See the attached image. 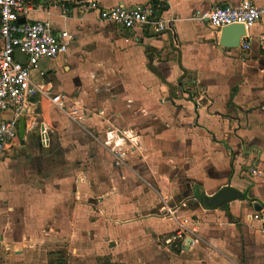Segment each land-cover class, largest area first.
Masks as SVG:
<instances>
[{
  "label": "crops",
  "instance_id": "obj_1",
  "mask_svg": "<svg viewBox=\"0 0 264 264\" xmlns=\"http://www.w3.org/2000/svg\"><path fill=\"white\" fill-rule=\"evenodd\" d=\"M96 1L149 6L171 30L36 0L27 18L74 39L31 71L41 92L22 141L0 157V264H264L252 217L264 203V16L242 53L192 17L241 0ZM225 185L245 198L204 208ZM191 221L192 244L163 243Z\"/></svg>",
  "mask_w": 264,
  "mask_h": 264
},
{
  "label": "built area",
  "instance_id": "obj_2",
  "mask_svg": "<svg viewBox=\"0 0 264 264\" xmlns=\"http://www.w3.org/2000/svg\"><path fill=\"white\" fill-rule=\"evenodd\" d=\"M60 14L67 16L73 6L84 11H97L102 21L113 23L123 29L134 30L140 26L161 33L170 28V20L158 17L146 5L126 6L122 3L103 7L96 0H57ZM36 7V0H0V157L13 149L18 143L19 118L27 116L35 103V97L41 92L42 85L32 81L31 71L42 59H54L63 55L74 39V34L65 29H53L46 20L27 18ZM264 16V3L255 5L251 0H241L237 6L215 5L208 10L195 11L192 17L205 21L217 34L228 25L241 24L245 35L240 37L239 47L242 53L249 49L246 31ZM23 19V21H20ZM15 50L25 56V63L14 57ZM43 73H41V76ZM9 113V117H4ZM70 114L78 116L76 110ZM80 118V116H78ZM115 164L122 158L123 152L114 151ZM255 172V169H252ZM252 217L261 225L264 237V203L252 212ZM187 221H185L186 223ZM197 223L190 222L188 228L180 227L163 237V243L184 242L192 244L187 233H195ZM188 240V242H187Z\"/></svg>",
  "mask_w": 264,
  "mask_h": 264
},
{
  "label": "water",
  "instance_id": "obj_3",
  "mask_svg": "<svg viewBox=\"0 0 264 264\" xmlns=\"http://www.w3.org/2000/svg\"><path fill=\"white\" fill-rule=\"evenodd\" d=\"M23 21V19H20ZM245 35V29L241 24H233L223 27L218 35V44L224 48H237L239 46L240 37ZM14 57L21 63H25V56L18 50H15ZM25 130L24 118H19L18 123V137L23 139ZM245 198L243 192L239 191L233 186L225 185L218 189L215 193L210 196L204 195L202 197L203 207L206 209H213L222 206L225 203L231 202L236 199ZM254 209L258 210L261 205L259 203H254Z\"/></svg>",
  "mask_w": 264,
  "mask_h": 264
},
{
  "label": "rangeland",
  "instance_id": "obj_4",
  "mask_svg": "<svg viewBox=\"0 0 264 264\" xmlns=\"http://www.w3.org/2000/svg\"><path fill=\"white\" fill-rule=\"evenodd\" d=\"M66 258H68L66 264H111L109 257H105V256L96 257V261L94 259L92 261H90L89 259L87 261H84V260L79 261L78 258H74L73 256H68Z\"/></svg>",
  "mask_w": 264,
  "mask_h": 264
},
{
  "label": "trees",
  "instance_id": "obj_5",
  "mask_svg": "<svg viewBox=\"0 0 264 264\" xmlns=\"http://www.w3.org/2000/svg\"><path fill=\"white\" fill-rule=\"evenodd\" d=\"M153 3H156V1L154 0V1H153ZM193 191H195V192H196V190H195V189H193ZM195 192H194V193H195ZM195 194H197V193H195Z\"/></svg>",
  "mask_w": 264,
  "mask_h": 264
}]
</instances>
